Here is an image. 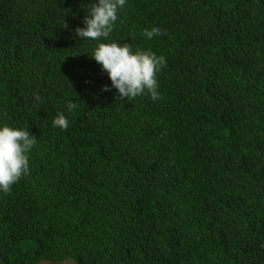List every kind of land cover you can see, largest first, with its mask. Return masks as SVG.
I'll use <instances>...</instances> for the list:
<instances>
[{"label": "trees", "instance_id": "obj_1", "mask_svg": "<svg viewBox=\"0 0 264 264\" xmlns=\"http://www.w3.org/2000/svg\"><path fill=\"white\" fill-rule=\"evenodd\" d=\"M95 2L0 0V123L37 139L0 264H264V0H127L108 42L166 57L156 100L103 90Z\"/></svg>", "mask_w": 264, "mask_h": 264}, {"label": "clouds", "instance_id": "obj_2", "mask_svg": "<svg viewBox=\"0 0 264 264\" xmlns=\"http://www.w3.org/2000/svg\"><path fill=\"white\" fill-rule=\"evenodd\" d=\"M126 3L127 0H96L88 6V14L82 22L84 26L77 27L75 31L84 41L97 42L90 57L109 77L110 85H104L103 90L110 91L114 88L121 99L148 95L156 100L160 96L157 74L166 66V57L157 55L150 49L133 51L129 43L115 40L108 42L118 20V12L123 10ZM161 34L162 29L155 26L142 32L149 40ZM36 99L39 100V96ZM75 107L74 101L67 102L69 112ZM52 126H68V119L63 112L55 115ZM36 141L28 128L0 123V192H8L15 182L29 174L28 153Z\"/></svg>", "mask_w": 264, "mask_h": 264}, {"label": "rangeland", "instance_id": "obj_3", "mask_svg": "<svg viewBox=\"0 0 264 264\" xmlns=\"http://www.w3.org/2000/svg\"><path fill=\"white\" fill-rule=\"evenodd\" d=\"M43 264H51V263L44 262ZM56 264H75V263L72 260H66V261L58 262Z\"/></svg>", "mask_w": 264, "mask_h": 264}]
</instances>
